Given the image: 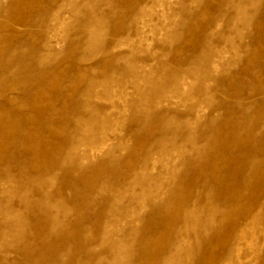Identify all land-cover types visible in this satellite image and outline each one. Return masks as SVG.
<instances>
[{"label":"rangeland","instance_id":"rangeland-1","mask_svg":"<svg viewBox=\"0 0 264 264\" xmlns=\"http://www.w3.org/2000/svg\"><path fill=\"white\" fill-rule=\"evenodd\" d=\"M141 5L0 0V124L19 126L4 132L14 141L0 170L9 166L12 178L23 165L30 176L51 174L31 198L65 202L71 230L59 233L70 245L65 254L43 237L45 222L13 198L0 209V264H163L168 252L178 254L171 264H264V0ZM15 66L25 74L13 77ZM18 80L27 96L7 91ZM93 135L105 146L68 162L69 142ZM163 137L175 138L162 142L166 156L157 153ZM24 143L35 154L20 150ZM132 198L137 205L117 227L101 223L132 207ZM192 208L208 226L184 225ZM96 233L125 253L100 245ZM87 238L81 247L89 245L91 257L73 250ZM28 241L32 247H23Z\"/></svg>","mask_w":264,"mask_h":264},{"label":"bare ground","instance_id":"bare-ground-1","mask_svg":"<svg viewBox=\"0 0 264 264\" xmlns=\"http://www.w3.org/2000/svg\"><path fill=\"white\" fill-rule=\"evenodd\" d=\"M137 1L139 2V4H142L141 6H143L144 8L148 9L154 4L155 0H137ZM143 7H141V8H143ZM54 19L55 18H53V20ZM52 21H51V23H52ZM141 25L142 26L144 25L143 18H141L140 21H138V22L136 21V23L134 25V32L133 33L135 35H137L139 33ZM88 28L91 29L92 26H90L88 24ZM119 38H122V37H119ZM119 44H120V42L115 40L114 42H112V48H115ZM82 45L87 47L88 50L94 48L93 44H91V42L89 40H86V39H83ZM89 53H91V52H89ZM9 73L12 74L13 77H18L17 75H19V73L21 75L25 74V72L22 73L21 68H19L17 66L12 67V69L9 70ZM26 78L23 77L22 81H23V79H26ZM16 90L17 91H21L22 95H24V96H27V94H28V92L24 89V83L20 82L19 80L17 81V83H15L14 86H11L10 89H7V91H16ZM12 100H13V98L10 99L9 102L11 103ZM17 123L18 122L13 121V122L7 123L6 125H2L3 123L0 124V126H1L0 127V158L4 154V152L6 150V147L10 146V144H12V142L14 141V140H12V137L9 140L6 139L4 137V132H6L5 130L8 129V128H10L11 130L18 129L19 126H18ZM25 134H23L22 137H26L27 138L29 133H25ZM93 137H94L93 140L89 139V140L86 141L84 139V140H78V141H74V142H69V144L67 145V148L65 150V154H67V157H66L67 161L71 162V164L74 163V162H77V159L79 161H87L89 156L91 155V151L94 148L101 149V148H103L105 146V144H106L105 140H102L101 138L95 137L94 135H93ZM168 139H170L172 142L175 140V138H170V137L161 138V143H159L157 145V150L159 151V152H157L158 155H160V154L161 155H163V154L165 155V148L161 144H162L163 141H168ZM186 142L190 143V145L193 144L192 143V139H191L190 136H187ZM90 145H95L97 147H89ZM79 147H84V148H86L87 151H82V152L79 151L78 152ZM87 147H88V149H87ZM193 147H195L194 144L192 146V149H193ZM19 148H20V150H24V151H31L34 154L36 152L35 151V149H36L35 146H33L31 144H28V143L22 144L21 146H19ZM45 150L47 151V148ZM150 155L151 154L148 153L145 156L144 161H147L149 159ZM43 171H47L48 173L49 172L51 173L50 167H46V166L43 167ZM8 172H9V166L6 165V166L1 167V170H0V198H1V196H6L7 200L4 201V202L0 200V209L2 207H4V204L7 205L11 200H13V198L18 199V201L21 203L22 212H24L26 214L27 213L28 214H30V213L35 214L37 219L40 218L43 222H45V224H46V234H44L43 237L46 240L47 239H49L51 241L54 240V242H57L56 244L61 243V245L66 248V252L64 251L65 254L67 252H69L70 245L67 244L64 241L63 238H60L61 236L64 237V236H66L67 234H69L71 232L70 229L66 228V226L64 224V220H63L64 217L70 212V209L69 210L67 209L66 203L62 202V200H59V198H57L56 196L46 195L44 193L40 194V196H37L36 198H33V197L31 198V196H32V194L34 192H36V191L40 192L44 188L49 186L51 184L52 180H53V176L51 174H49L48 176H41V177L27 175L28 171H27V166L26 165H23V166L20 167V169L18 171V175L15 178H12L9 175ZM133 179L136 180V181L142 180V178L137 176V174H136V176ZM105 188H108V186L107 185H102V186L99 187L98 190H99V192H101ZM123 190H125V189H123ZM121 195H124V193L123 194L119 193L118 195H115V197H113L112 201H113L114 205L117 204V200L121 197ZM131 202H134L132 207L131 206H129V207L126 206V207L120 208L118 210V212H116L114 214L111 213L110 216H107L105 220L103 219L101 221V223L103 225H108L109 224V227H112V228L117 227L118 226L117 222L119 220H122L125 217H127L130 214V212L133 210L132 208H134L135 205H137L138 201L135 198H132ZM189 211L190 212L187 213V215H186V217H185V219L183 221L185 226H188V225H191V226L192 225L208 226L207 222H200L199 211H196L193 208L189 209ZM131 215H135V213H131ZM14 223H16V221H14ZM0 226H2V228L4 226H6V220L0 219ZM127 226L131 227V225H127ZM36 227H37V223H34L33 224V228L31 229V231H29L27 233V237L29 239L31 238L30 236L34 237V234H35V231H36ZM10 231L11 230L6 227V229L4 228L3 233L4 232L9 233ZM59 233L62 234L60 237H59ZM111 235H113V233H111ZM95 237H98V239H100V245L101 244L107 245V248L110 251L115 252L116 254H119V255H120V252L121 253L122 252L125 253L126 247H124V248L122 247L123 249L122 248L121 249H117L118 248V244L113 243L112 240H110L111 242L108 240V238H109V234L108 233L103 234V236H101L100 234L96 233ZM92 239H93V237H92ZM88 240H90V239L87 238L85 240H82L81 242H77L76 244L73 245V250L75 248L76 251L79 250V252L87 254L89 257H91L92 250H91L90 246L89 245L88 246L85 245L86 247L84 249L81 247ZM0 241H1V238H0ZM106 242H108V243H106ZM30 243L31 242L28 241L27 243H25V246H23V247H27L28 245H29V247H32V245H30ZM53 247H54V244H52L51 246L49 245V247H47L46 249L48 251H52ZM177 256H178V254L176 252H168V254L165 257L166 261H164L163 264H171L170 263L171 260H174V258H176ZM118 262L119 261H117L115 259L111 264H117Z\"/></svg>","mask_w":264,"mask_h":264}]
</instances>
